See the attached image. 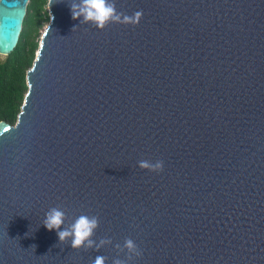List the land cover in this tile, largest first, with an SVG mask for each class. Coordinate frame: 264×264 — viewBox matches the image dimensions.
<instances>
[{"label":"water","instance_id":"obj_1","mask_svg":"<svg viewBox=\"0 0 264 264\" xmlns=\"http://www.w3.org/2000/svg\"><path fill=\"white\" fill-rule=\"evenodd\" d=\"M27 3L0 0V55ZM115 4L139 22L98 28L47 0L20 111L0 121V264H264V0ZM50 207L97 216L111 243L60 242Z\"/></svg>","mask_w":264,"mask_h":264},{"label":"clouds","instance_id":"obj_2","mask_svg":"<svg viewBox=\"0 0 264 264\" xmlns=\"http://www.w3.org/2000/svg\"><path fill=\"white\" fill-rule=\"evenodd\" d=\"M69 9L72 19L80 18V23L91 22L98 28H103L107 23L136 24L142 15V11H136L132 15L117 11L115 0H69ZM53 17L51 18L52 21ZM51 23V22H50ZM50 25V24H49ZM138 167L151 171H160L163 168L162 160L141 159ZM48 230H55L60 242L68 241L71 248H100L111 243L110 238L93 239L94 231L98 227V218L95 215L80 214L71 222L67 221V213L61 207H50L44 214L41 222ZM114 247L124 250L129 259L132 256H140L141 250L131 238H125L123 244ZM106 258L97 255L92 264H105ZM111 264H127L126 260L119 256L112 259Z\"/></svg>","mask_w":264,"mask_h":264},{"label":"trees","instance_id":"obj_3","mask_svg":"<svg viewBox=\"0 0 264 264\" xmlns=\"http://www.w3.org/2000/svg\"><path fill=\"white\" fill-rule=\"evenodd\" d=\"M47 0H28L18 42L0 55V121L14 124L27 90L26 71L38 48L41 27L47 24Z\"/></svg>","mask_w":264,"mask_h":264},{"label":"rangeland","instance_id":"obj_4","mask_svg":"<svg viewBox=\"0 0 264 264\" xmlns=\"http://www.w3.org/2000/svg\"><path fill=\"white\" fill-rule=\"evenodd\" d=\"M46 9H47V6H46ZM45 25H46V24H44V25H43V27H41V30H40V32H42V31H43V29H44ZM40 36H41V35H39V37H40ZM1 56H3V55H1Z\"/></svg>","mask_w":264,"mask_h":264}]
</instances>
